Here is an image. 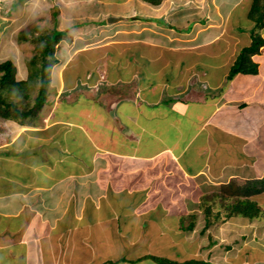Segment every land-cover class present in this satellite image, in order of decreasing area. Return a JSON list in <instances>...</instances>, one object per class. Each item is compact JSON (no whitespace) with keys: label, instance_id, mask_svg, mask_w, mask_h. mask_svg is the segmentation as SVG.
Wrapping results in <instances>:
<instances>
[{"label":"crops","instance_id":"obj_1","mask_svg":"<svg viewBox=\"0 0 264 264\" xmlns=\"http://www.w3.org/2000/svg\"><path fill=\"white\" fill-rule=\"evenodd\" d=\"M5 1L0 0V5ZM46 1L48 6L54 4L52 0ZM99 1L104 7L109 5L114 13L108 12L110 15L130 18L125 15L129 11H120L132 0ZM196 1L201 4L206 1L209 21L197 26L200 31L191 36L192 48L206 45L220 32V24L210 21L216 15V9L209 7L214 0H193ZM134 3L137 7L138 4L148 6L147 16L157 15L160 5L164 4L134 0L133 19L129 21L138 15ZM237 4L235 2L232 11ZM56 6L59 5L56 3L54 9ZM182 8L185 9L184 5ZM61 13L58 9L57 14ZM108 16L100 18L98 25ZM159 16L166 21L163 15ZM191 24L194 25L193 21ZM190 25H187L188 30L192 28ZM145 28L143 31L147 30ZM246 33L252 38L251 32ZM236 37L245 41L246 46L252 41L243 34ZM235 38L229 45L238 44L239 51L232 57L230 49L224 65L218 67H223V72L211 79L215 73L207 68V80L211 82L210 87L217 90L216 94L204 92L197 97L179 98L178 91L169 90V83L176 82L182 72L181 64L177 65L183 63L182 57H175L176 61L163 59L160 62L163 65L159 64L154 71L131 72L132 79L142 81L143 90L139 94L132 85L128 90L130 99L114 105L116 116L112 121L120 122L116 124L118 130L128 129L122 146L126 150L121 152L103 147L96 138L92 139L86 125L88 117L84 121L79 118V125L68 127L62 125L65 120L54 121L52 127L61 128L60 132L54 127L50 130L40 125L41 129H36L33 125L21 126L13 121L21 126L19 133L0 145V264H157L154 256L179 262L198 259L197 242L188 234L200 235L197 213L192 212L200 206L199 193L230 180L245 182L264 177V46L258 54L251 55L258 62L257 73H238L229 79L231 64L244 47ZM167 47L178 50L173 44ZM171 62L176 68L173 81L166 77ZM161 71L163 76L157 78ZM237 82L241 87L234 89ZM121 92L116 89V93ZM133 96L135 98H131ZM170 102L172 104L166 105ZM141 105L146 108L145 114ZM151 120L155 125L152 130ZM159 126L168 135L173 131L169 126L180 127V131L172 134V142L165 143L159 131L155 134ZM25 130H30L33 137L35 132L42 133L44 143L30 149L28 139L24 142L21 134ZM138 133L149 140L155 136L160 138V145L151 147L149 152L132 150L135 145L131 144L137 143L135 134L139 136ZM141 137L139 140L143 143ZM89 145L92 148L88 151ZM104 154L109 155L102 157ZM109 167L111 174H106ZM172 179L178 183L171 185ZM185 193H189L190 198H184ZM260 195L264 193L253 197L264 208L257 199ZM187 214H194L195 224L191 229L184 224L183 217ZM185 235L190 242L184 240ZM159 243L167 247L170 254L156 251ZM184 244L194 248L190 258L183 257Z\"/></svg>","mask_w":264,"mask_h":264},{"label":"rangeland","instance_id":"obj_2","mask_svg":"<svg viewBox=\"0 0 264 264\" xmlns=\"http://www.w3.org/2000/svg\"><path fill=\"white\" fill-rule=\"evenodd\" d=\"M52 1L54 4L50 6L46 0L44 3H37L36 0H6L0 5V63L12 60L16 67L14 79L27 83L25 86L26 96L20 94L19 91H11L9 88L3 89L2 96L7 100L6 102H12L25 110L35 105V98L40 86L46 87L45 102L42 107L33 112V115L38 112L35 117L19 121L0 116V145L8 141L11 135L19 133L20 125H33L35 128L39 127L38 129H41L40 125H43V128L49 127L52 130L54 127L55 131L60 132L61 128L52 127L54 121L65 120L66 122H62V125L68 127L79 125V118L84 121L88 117L86 125L92 139L96 138L103 147H113L120 152L123 149L126 150L122 146L127 140L128 129L122 127L121 130H118L116 124H120V122L115 124L112 118L116 116L114 105L130 99L129 87L135 85V91L139 94L143 90L142 81L132 79L131 72H136L138 69L154 71L163 65L160 63L163 59L169 58L176 61L175 57H182L183 63H177V65L181 64L182 72L177 76L176 82L169 83L171 84L169 90L173 93L178 91L177 97L179 98H189L190 95L197 97L204 92L215 93L217 90L211 88V82L207 80L208 69L215 73L211 79L215 78L219 72H223V67L219 69L218 67L220 64L224 65L223 62L227 59L230 49L232 57L239 51L238 44L229 45V41L237 34H243L244 37L250 38L246 32L250 33L255 25L247 15V9H250L252 0L228 2L214 0L213 3L210 2L209 7L212 6L216 9V15L211 17L210 21L220 24L218 37H212L206 45L202 44V46L192 48L190 46L191 36L200 31L196 29L197 26H203L202 24L209 21L205 12L207 10L206 1L201 4L200 1L195 3L193 0H184V2L182 0H162L164 4L161 2V9L155 16H147L148 6L138 4L140 6L137 7L134 3L135 12L138 15L134 20L129 21L133 19L131 15L132 12L134 13V10L131 12L134 1L132 0V3L127 2L120 11L130 12L125 14L130 16L128 20L105 25H98L100 18L114 13H111L109 5L104 7L99 0ZM235 2L238 4L232 11ZM56 3L59 5L57 8L63 14L53 15V6ZM183 5L185 9L182 8ZM180 8L182 9L179 10ZM159 14L163 15L165 17L163 19L166 21L160 18L162 16L158 17ZM201 17L203 18L199 21ZM191 21L194 25H190ZM187 25L192 28L188 30ZM144 27H147L145 28L147 30L143 31ZM53 28L63 30L65 34L55 44L54 52L47 56L51 58L54 55L59 61L50 67L49 78H47L43 77L39 70L43 60L41 50L44 38L52 32ZM261 29L263 30L264 26L258 28V32L264 37V30ZM235 41L243 44L241 46L247 44L237 37ZM171 44L175 45L178 50L168 49L167 46ZM161 45L166 47H161ZM32 60H35L33 64ZM234 61L231 65L234 64ZM31 66L34 68L35 74L28 76V74H32ZM174 66V63L171 62L169 72L166 73V77L170 78L169 81L175 79L173 78L176 74ZM215 66L217 68L213 69ZM3 72L0 69V76ZM137 74L139 73L137 72ZM163 74V71L159 72L157 78L162 77ZM135 77L138 78V76ZM161 80L164 81L163 78ZM112 83L117 84L118 87L113 86ZM121 83L123 84L120 85ZM123 87H128V89H122ZM239 87L241 86L237 82L234 89ZM116 89H121L122 92L116 93ZM135 91L132 92L135 93ZM170 99L173 100V98ZM168 104H172V102L166 103V105ZM161 105L163 106V103ZM141 108L144 109L145 114L146 108H143L142 105ZM82 114L84 115L81 116ZM13 121H18L20 125H15ZM138 124L137 119L136 125ZM11 127L13 130H10ZM150 127L151 130L155 129L152 120ZM98 128L102 131L97 130ZM169 128L173 130L170 135L161 126L157 132L155 131V134L159 131L160 137L166 140L165 143L172 142L174 139L171 137L172 134L175 131H180V127L169 126ZM129 131L130 134H133L132 130ZM21 134L25 137L24 142L28 139L30 145H27L30 149L44 143L42 133L35 132V137H33L30 135V130H25ZM138 134L141 137V133ZM135 136H137V143L131 145H135L132 150H136L138 153L139 150L149 152L151 147L160 145V138L156 136L155 139L149 140L144 135L143 138L141 137L143 143L140 142V137L137 134ZM92 145L87 146L88 151ZM96 150L95 148V152ZM106 155L104 154L102 157H106ZM106 174H111L110 167L106 169ZM176 183L178 181L172 179L170 184L176 185ZM237 183L243 182L237 181ZM185 195L187 196H183L184 198H190L189 193H185ZM204 195L207 200L192 211L197 213L196 226L200 235L188 234L191 235L190 239L194 238L193 241L197 242L199 251L196 258L208 261L210 264H264V211L254 218L241 214L226 217L229 209L225 203L228 201L211 198L212 191ZM249 199L255 200L256 197L250 196ZM257 199L264 204V195H260ZM207 207L211 209V223L208 226H206ZM189 215L187 214L184 221L186 225L190 224ZM188 235L184 236V240ZM181 243L183 244L184 241L181 240ZM157 246L158 248L155 247L156 251H166V255L170 254L169 249L163 247L161 243ZM186 247L190 248L183 245V257L190 258L189 256L194 253L190 251H194V248Z\"/></svg>","mask_w":264,"mask_h":264},{"label":"trees","instance_id":"obj_3","mask_svg":"<svg viewBox=\"0 0 264 264\" xmlns=\"http://www.w3.org/2000/svg\"><path fill=\"white\" fill-rule=\"evenodd\" d=\"M151 4H160L162 0H145ZM58 13L57 6L53 10V15ZM248 18L254 21L255 25L251 29V37L252 41L250 45L244 46L240 53L238 54L234 64L232 65L230 72L228 74V78H233L238 73H257L258 72V62L254 61L251 58V55L258 54L260 52V48L264 46V38L258 32V28L264 26V0H252V5L248 11ZM103 24H107L105 21ZM63 30L53 29L52 32L44 38V43L42 44L41 53L43 55V60L40 63V73L43 77L49 78L50 67L57 62V57L52 56L51 58L47 57L54 52L55 44L61 39L64 35ZM51 53V54H49ZM51 59V60H50ZM35 60H32V64ZM0 69L3 70V74L0 76V116L7 119H18L25 120L26 118H32L37 115L34 114L38 108L42 107L45 99H46V87L44 85L40 86L39 92L35 98V102L31 108L25 109L17 107L16 104L10 102H6L7 100L2 96V91L4 88H9L11 91H19L20 94L26 96L27 92L25 90V86L27 83L25 81L22 83L21 81H16L14 79V75L16 72L15 64L12 60H6L0 63ZM32 74H28V76H33L35 74L34 68L31 66ZM38 74V72L36 71ZM213 192V196L211 198L216 200H227L225 203L227 209H229V213L226 217H231L236 214H241L243 216L254 218L260 215L264 208L260 203L253 199H249L250 196H255L261 193H264V177L259 179H247L243 183H237L235 180H230L226 183H221L219 186H212L207 188L206 191L199 193L200 203L206 201L207 199L204 197L205 193ZM206 216V226L210 225V213L211 209L208 207ZM184 219L186 216L183 217ZM190 224L188 228L191 229L195 222H193L194 214L189 215ZM160 264H208L206 261L201 259H187L185 261L179 262L170 260L165 257H153Z\"/></svg>","mask_w":264,"mask_h":264},{"label":"water","instance_id":"obj_4","mask_svg":"<svg viewBox=\"0 0 264 264\" xmlns=\"http://www.w3.org/2000/svg\"><path fill=\"white\" fill-rule=\"evenodd\" d=\"M127 19L125 16H121V15H109L106 20L108 23H114V22H118V21H122Z\"/></svg>","mask_w":264,"mask_h":264},{"label":"clouds","instance_id":"obj_5","mask_svg":"<svg viewBox=\"0 0 264 264\" xmlns=\"http://www.w3.org/2000/svg\"><path fill=\"white\" fill-rule=\"evenodd\" d=\"M58 62V61H57Z\"/></svg>","mask_w":264,"mask_h":264}]
</instances>
